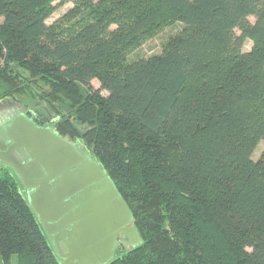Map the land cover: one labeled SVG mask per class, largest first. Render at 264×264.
Returning a JSON list of instances; mask_svg holds the SVG:
<instances>
[{
	"label": "trees",
	"instance_id": "trees-1",
	"mask_svg": "<svg viewBox=\"0 0 264 264\" xmlns=\"http://www.w3.org/2000/svg\"><path fill=\"white\" fill-rule=\"evenodd\" d=\"M0 18V98L62 117L134 215L143 242L107 264H264V0H0ZM177 21L161 52L130 59ZM14 255L64 264L0 168V256Z\"/></svg>",
	"mask_w": 264,
	"mask_h": 264
},
{
	"label": "water",
	"instance_id": "water-1",
	"mask_svg": "<svg viewBox=\"0 0 264 264\" xmlns=\"http://www.w3.org/2000/svg\"><path fill=\"white\" fill-rule=\"evenodd\" d=\"M14 132L16 158L8 153L7 161L64 264L109 263L120 232L135 234L134 247L143 242L130 207L87 150L24 115L16 117ZM85 205L84 225L75 219L74 208Z\"/></svg>",
	"mask_w": 264,
	"mask_h": 264
},
{
	"label": "rangeland",
	"instance_id": "rangeland-1",
	"mask_svg": "<svg viewBox=\"0 0 264 264\" xmlns=\"http://www.w3.org/2000/svg\"><path fill=\"white\" fill-rule=\"evenodd\" d=\"M72 6H73V1H68V2H65L64 4L58 5V7L56 8L53 15L48 19V22L50 23V22H53L56 19L60 18ZM0 20H2V19L0 18ZM181 28H182V24L178 21L174 22V23H170L169 25L165 26L155 36L149 38L142 45H140L138 48H136L132 52H130V54H129L130 59L131 58H138V57H142V56L146 57V56H150L152 54L161 52L163 49V43L169 38L170 35L177 33ZM252 44H253L252 41L247 39L246 43H245V50H250L252 47ZM23 72L26 73V71H23ZM93 82H94L96 87L100 86L99 80L94 79ZM38 84L41 87H38V85H34V84L31 87L34 89L42 88V90L43 89H46V90L49 89V87L47 85H45V83L43 81H40ZM104 93H107V92L104 90ZM60 108L65 112H67V110H68V107L65 104H60ZM47 109L48 110H46V116H45L46 117V123L52 125L53 128L58 132L55 125H56V123H59V121H62V117L57 116L58 120L54 119V117H56L54 115V112L53 111L51 112L49 108H47ZM75 125H76L79 133H83L88 129V127H86L85 125L79 124L78 122H75ZM61 136H63V135H61ZM63 137H65L66 139H68L71 142L78 143L82 148L85 147L83 142H81L79 139L70 138V136H67V135H65ZM87 151L90 154L88 149H87ZM263 151H264V140H262L258 144V146L256 147V149L253 153V159L257 160L261 156ZM87 210H88V206L86 207V205L83 208L81 206L79 208L75 206V208H74L75 219L80 221V222L83 221L82 223H84V225L86 224V211ZM125 249L126 248H124V247L116 249L115 250V256H118L119 254H121ZM0 264H4L1 256H0ZM11 264H19L17 255L13 256V258L11 260Z\"/></svg>",
	"mask_w": 264,
	"mask_h": 264
},
{
	"label": "flooded vegetation",
	"instance_id": "flooded-vegetation-1",
	"mask_svg": "<svg viewBox=\"0 0 264 264\" xmlns=\"http://www.w3.org/2000/svg\"><path fill=\"white\" fill-rule=\"evenodd\" d=\"M23 115L26 116L29 120L34 121L40 127L45 128L50 126L54 131H56L52 125L46 123V119L41 118L39 114L36 113V111L21 103L20 101L16 100V98H0V168L13 173L16 177L17 175L15 174L16 172L14 166L9 161H7L9 159L7 154L11 153L12 156L16 158V149L13 147L16 144L14 132L16 129V117ZM79 147L82 150L85 149L82 148L80 145ZM7 148L8 150H6ZM18 180L22 184L19 178ZM116 238L118 243L116 249L123 247L126 249L132 248L134 247L133 243H135L137 240L135 234L131 230L118 233L116 235Z\"/></svg>",
	"mask_w": 264,
	"mask_h": 264
}]
</instances>
